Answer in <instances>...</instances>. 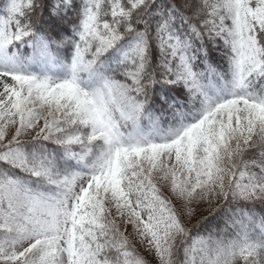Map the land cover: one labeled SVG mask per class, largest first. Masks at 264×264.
I'll list each match as a JSON object with an SVG mask.
<instances>
[{
	"label": "snow or ice",
	"instance_id": "obj_1",
	"mask_svg": "<svg viewBox=\"0 0 264 264\" xmlns=\"http://www.w3.org/2000/svg\"><path fill=\"white\" fill-rule=\"evenodd\" d=\"M241 262L264 0H0V264Z\"/></svg>",
	"mask_w": 264,
	"mask_h": 264
},
{
	"label": "trees",
	"instance_id": "obj_2",
	"mask_svg": "<svg viewBox=\"0 0 264 264\" xmlns=\"http://www.w3.org/2000/svg\"><path fill=\"white\" fill-rule=\"evenodd\" d=\"M257 215L259 216V215H261V213H260L259 211H257ZM138 251H140L139 248H138ZM142 254H143V253H142ZM147 259L152 260V259H150V258H148V257H147Z\"/></svg>",
	"mask_w": 264,
	"mask_h": 264
},
{
	"label": "rangeland",
	"instance_id": "obj_3",
	"mask_svg": "<svg viewBox=\"0 0 264 264\" xmlns=\"http://www.w3.org/2000/svg\"><path fill=\"white\" fill-rule=\"evenodd\" d=\"M148 258L152 259V257H148ZM241 264H243V262H241Z\"/></svg>",
	"mask_w": 264,
	"mask_h": 264
}]
</instances>
